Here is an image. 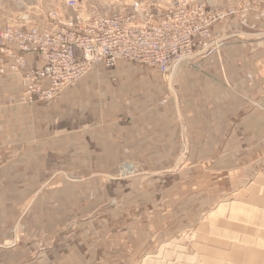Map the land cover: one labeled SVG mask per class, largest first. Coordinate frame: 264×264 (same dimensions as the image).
<instances>
[{"label": "crops", "instance_id": "0c3cea01", "mask_svg": "<svg viewBox=\"0 0 264 264\" xmlns=\"http://www.w3.org/2000/svg\"><path fill=\"white\" fill-rule=\"evenodd\" d=\"M226 3L235 11L217 25L218 51L168 76L120 62L95 68L57 99L34 105L23 102L22 74H0V214L26 212L33 151L54 150L63 162L76 165L79 158V165L110 170L124 159L170 167L172 152L190 146L204 175L218 183L253 182L243 176L264 167V0ZM8 6L0 0V27L22 15ZM15 148L28 154L23 173L10 157Z\"/></svg>", "mask_w": 264, "mask_h": 264}, {"label": "rangeland", "instance_id": "374dc122", "mask_svg": "<svg viewBox=\"0 0 264 264\" xmlns=\"http://www.w3.org/2000/svg\"><path fill=\"white\" fill-rule=\"evenodd\" d=\"M14 1L4 5L32 19L65 7V0ZM80 1L105 14L126 5ZM204 1L235 11L228 0ZM9 153L18 166L28 158L16 148ZM172 154L170 167L124 159L106 170L79 158L63 162L54 150L29 152L33 198L26 212L0 214V264H264L263 159L259 174L243 176L253 182L218 183L197 167L190 146Z\"/></svg>", "mask_w": 264, "mask_h": 264}, {"label": "built area", "instance_id": "2783aa9c", "mask_svg": "<svg viewBox=\"0 0 264 264\" xmlns=\"http://www.w3.org/2000/svg\"><path fill=\"white\" fill-rule=\"evenodd\" d=\"M124 2V9L105 14L95 5L65 0L64 8L41 19L22 15L4 23L0 74L23 75L27 104L53 101L95 68L120 62L168 76L180 64L194 65L218 51L223 37L217 25L234 12L204 0Z\"/></svg>", "mask_w": 264, "mask_h": 264}]
</instances>
